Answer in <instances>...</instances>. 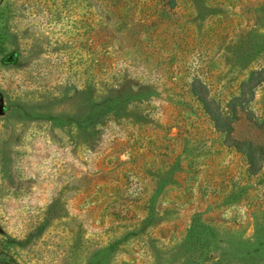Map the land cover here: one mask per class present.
Here are the masks:
<instances>
[{"label": "rangeland", "instance_id": "rangeland-1", "mask_svg": "<svg viewBox=\"0 0 264 264\" xmlns=\"http://www.w3.org/2000/svg\"><path fill=\"white\" fill-rule=\"evenodd\" d=\"M197 80L264 149V0H0V264H264V162Z\"/></svg>", "mask_w": 264, "mask_h": 264}, {"label": "trees", "instance_id": "trees-1", "mask_svg": "<svg viewBox=\"0 0 264 264\" xmlns=\"http://www.w3.org/2000/svg\"><path fill=\"white\" fill-rule=\"evenodd\" d=\"M170 3L174 5L175 0H170ZM99 12L101 16V22L103 23L107 20L109 15H113L112 11L113 5L111 4H99ZM256 72L253 73L250 84H254L256 88L254 76ZM96 87V86H95ZM89 90L85 88L83 91V104L82 111L84 112L83 120L80 123H83L88 127L89 123L93 125L98 124L100 121L105 119L110 115H118L127 107L132 100V97H135L133 91L128 89L127 85L123 84L119 87L100 90L97 88ZM193 94L198 98V100L203 104L206 113L215 123V127L220 132H226L227 134V143L229 146L235 147L238 151L244 153L250 165V172L252 174L259 173L261 165L264 162V149L259 148V146H254L249 142H240L231 138L232 132L234 130L233 116L226 114L222 109V106L214 99L210 97L209 90L205 84L197 80L191 85ZM88 130V129H87ZM89 131H85L84 134H88ZM90 142V140H86ZM17 264V263H16Z\"/></svg>", "mask_w": 264, "mask_h": 264}]
</instances>
